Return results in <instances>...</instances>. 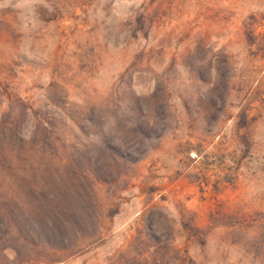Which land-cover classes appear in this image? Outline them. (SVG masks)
<instances>
[{
  "label": "rangeland",
  "instance_id": "1",
  "mask_svg": "<svg viewBox=\"0 0 264 264\" xmlns=\"http://www.w3.org/2000/svg\"><path fill=\"white\" fill-rule=\"evenodd\" d=\"M0 264H264V0H0Z\"/></svg>",
  "mask_w": 264,
  "mask_h": 264
}]
</instances>
